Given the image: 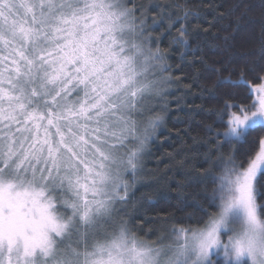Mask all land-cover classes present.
I'll list each match as a JSON object with an SVG mask.
<instances>
[{
    "label": "snow or ice",
    "instance_id": "6c2138e0",
    "mask_svg": "<svg viewBox=\"0 0 264 264\" xmlns=\"http://www.w3.org/2000/svg\"><path fill=\"white\" fill-rule=\"evenodd\" d=\"M143 34L125 0H0V264H264V136L249 140L264 129V76L252 87L243 70L227 82L251 102H226L214 135L248 147L215 178L218 211L162 248L126 222L107 231L162 120L133 118L160 94L153 67L166 71Z\"/></svg>",
    "mask_w": 264,
    "mask_h": 264
},
{
    "label": "trees",
    "instance_id": "16d2710c",
    "mask_svg": "<svg viewBox=\"0 0 264 264\" xmlns=\"http://www.w3.org/2000/svg\"><path fill=\"white\" fill-rule=\"evenodd\" d=\"M125 7L138 25L143 21L137 42L158 50L156 63L166 68L153 67L160 94L145 100V116L133 118L141 128L149 116L162 120L135 177L125 175L129 198L106 227L114 232L126 222L131 236L155 246L170 240L174 228L200 227L217 212L210 205L215 178L233 147L237 159L248 147L222 144L214 134L223 131L217 114L226 102H251L249 87L229 78L238 81L243 70L251 86L264 76V0H125ZM181 28L187 44L176 42ZM261 136L264 129H257L249 140Z\"/></svg>",
    "mask_w": 264,
    "mask_h": 264
},
{
    "label": "rangeland",
    "instance_id": "374dc122",
    "mask_svg": "<svg viewBox=\"0 0 264 264\" xmlns=\"http://www.w3.org/2000/svg\"><path fill=\"white\" fill-rule=\"evenodd\" d=\"M260 84V83H259ZM258 84H256V85H251L252 87H255V86H257ZM54 131V130H53ZM218 203H219V201H218ZM217 211H218V209H217ZM70 214V213H69ZM172 236H173V234H172ZM222 239H224V240H227V237H222ZM172 241H173V237H171L170 236V240L169 239H167V240H165V242L163 243V244H161V245H155V246H153V245H150L149 243H146V242H143L144 244H146V245H148V246H151V247H153V248H162V247H165V246H167V245H169L170 243H172ZM215 264H223V260H222V258H220V259H216L215 260Z\"/></svg>",
    "mask_w": 264,
    "mask_h": 264
}]
</instances>
